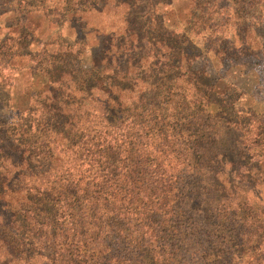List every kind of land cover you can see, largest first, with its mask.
Returning <instances> with one entry per match:
<instances>
[{
  "label": "trees",
  "instance_id": "1",
  "mask_svg": "<svg viewBox=\"0 0 264 264\" xmlns=\"http://www.w3.org/2000/svg\"><path fill=\"white\" fill-rule=\"evenodd\" d=\"M13 1L0 264H264V128L236 110L255 55L246 31L219 33L224 7L195 1L218 16L174 32L173 0Z\"/></svg>",
  "mask_w": 264,
  "mask_h": 264
},
{
  "label": "rangeland",
  "instance_id": "2",
  "mask_svg": "<svg viewBox=\"0 0 264 264\" xmlns=\"http://www.w3.org/2000/svg\"><path fill=\"white\" fill-rule=\"evenodd\" d=\"M17 1L18 0H14L13 3L15 4ZM91 1L94 0H90V2ZM96 1L100 2L101 0ZM130 1L137 4L139 1L145 3L148 0ZM150 1L156 2L157 0H149L148 2ZM173 1L176 2V5L174 6L176 11L174 22L177 23L174 24L175 26H172V28H174V32L182 31V21L184 20L188 19L194 23L200 19L206 22L208 20H215L214 17L218 16L213 15L214 10L202 12L200 8L195 7L194 3L198 0ZM206 1L210 2L213 0H205V2ZM214 2L219 3V5L224 7V10H219L220 16L216 17V20H221L223 22L221 25L222 29L218 30L221 36L230 37L233 31H240V33L246 31V39L251 43V54L255 55L244 57L242 60L244 63H247L248 67L253 69L258 76L256 85L251 89H248V94L254 95L253 98L255 99L256 104H254V99L251 98V101H249L247 106L243 107L241 104V106L236 108L237 116H241L242 114V118L239 119L240 122L244 120L247 128L251 132V135H254L256 130L260 131L262 128H264V115H257L252 110L259 108L264 113V0H214ZM190 3H192L193 6L191 9ZM147 11H149L148 8H146L145 11H135V13H133L131 16L137 17V15H140L141 20L139 21L144 22L149 16ZM152 13L153 10L150 11V14ZM76 19H78V17ZM93 19L95 22L101 23L102 25L105 21H108L109 17L93 16ZM204 38H206L205 35H200L198 37L199 43H201ZM207 42L209 41L207 40ZM208 45H210V42ZM199 52H201V50H199ZM246 99L247 98H242L241 103H245Z\"/></svg>",
  "mask_w": 264,
  "mask_h": 264
}]
</instances>
